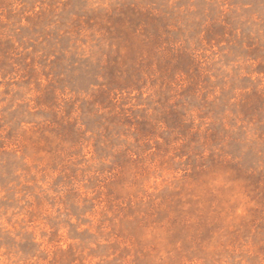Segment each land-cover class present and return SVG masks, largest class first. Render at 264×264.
Returning a JSON list of instances; mask_svg holds the SVG:
<instances>
[{
    "label": "rangeland",
    "instance_id": "374dc122",
    "mask_svg": "<svg viewBox=\"0 0 264 264\" xmlns=\"http://www.w3.org/2000/svg\"><path fill=\"white\" fill-rule=\"evenodd\" d=\"M0 264H264V0H0Z\"/></svg>",
    "mask_w": 264,
    "mask_h": 264
}]
</instances>
